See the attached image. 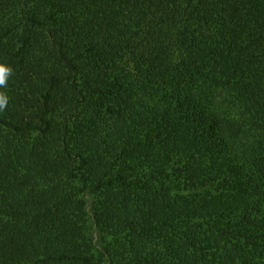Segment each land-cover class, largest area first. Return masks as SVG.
<instances>
[{
    "label": "trees",
    "instance_id": "obj_1",
    "mask_svg": "<svg viewBox=\"0 0 264 264\" xmlns=\"http://www.w3.org/2000/svg\"><path fill=\"white\" fill-rule=\"evenodd\" d=\"M0 264H264V0H0Z\"/></svg>",
    "mask_w": 264,
    "mask_h": 264
},
{
    "label": "clouds",
    "instance_id": "obj_2",
    "mask_svg": "<svg viewBox=\"0 0 264 264\" xmlns=\"http://www.w3.org/2000/svg\"><path fill=\"white\" fill-rule=\"evenodd\" d=\"M12 73V69L6 66L4 63H0V88L7 85L9 76ZM8 104V96L5 92L0 91V110H4Z\"/></svg>",
    "mask_w": 264,
    "mask_h": 264
}]
</instances>
